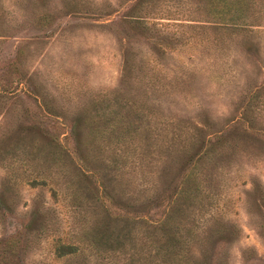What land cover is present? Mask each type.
I'll use <instances>...</instances> for the list:
<instances>
[{
  "label": "rangeland",
  "instance_id": "1",
  "mask_svg": "<svg viewBox=\"0 0 264 264\" xmlns=\"http://www.w3.org/2000/svg\"><path fill=\"white\" fill-rule=\"evenodd\" d=\"M132 1L0 0V264H264V0Z\"/></svg>",
  "mask_w": 264,
  "mask_h": 264
},
{
  "label": "trees",
  "instance_id": "2",
  "mask_svg": "<svg viewBox=\"0 0 264 264\" xmlns=\"http://www.w3.org/2000/svg\"><path fill=\"white\" fill-rule=\"evenodd\" d=\"M132 1V0H129ZM219 8L217 10V17L219 23L223 26L233 27L234 29H244V27L249 23V17L247 12V7L245 5V0H218ZM137 2L138 6L141 4L140 1H132V5ZM124 19H128L129 23H134L143 25L137 17L134 16H124ZM55 255L57 258H63L71 256L77 253L78 248L71 244L58 243L55 246Z\"/></svg>",
  "mask_w": 264,
  "mask_h": 264
}]
</instances>
